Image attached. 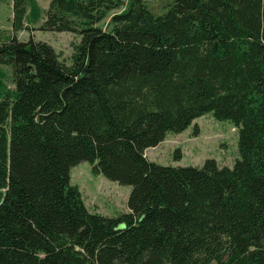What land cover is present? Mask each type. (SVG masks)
I'll list each match as a JSON object with an SVG mask.
<instances>
[{"label": "trees", "instance_id": "obj_1", "mask_svg": "<svg viewBox=\"0 0 264 264\" xmlns=\"http://www.w3.org/2000/svg\"><path fill=\"white\" fill-rule=\"evenodd\" d=\"M51 0L40 29L72 33L71 65L17 39L12 0L0 64V264H264V0ZM206 114L238 132L219 167L145 156ZM175 160L180 159L178 153ZM130 186L128 212L91 213L70 171Z\"/></svg>", "mask_w": 264, "mask_h": 264}, {"label": "rangeland", "instance_id": "obj_2", "mask_svg": "<svg viewBox=\"0 0 264 264\" xmlns=\"http://www.w3.org/2000/svg\"><path fill=\"white\" fill-rule=\"evenodd\" d=\"M51 0H27L24 25L27 30L16 33L20 41H35L49 44L59 54L60 61L71 65L72 46L79 37L72 33H51L39 30L45 21V13ZM130 0L110 13L101 24L104 30L111 29L110 18L113 14L125 10ZM171 0H147V7L156 14L163 13ZM12 0H0V41L11 31ZM12 70L10 66L0 64V96L13 90ZM238 132L229 121H217L211 114L195 119L192 125L180 134H168L165 140L155 148L147 149L145 156L151 162L172 167L200 168L204 161L213 159L219 167L231 168L238 158ZM178 153L180 159L175 160ZM71 184L78 187L87 210L105 217H118L127 213V200L130 186H121L105 179L102 175L91 173L88 162H82L70 171Z\"/></svg>", "mask_w": 264, "mask_h": 264}]
</instances>
